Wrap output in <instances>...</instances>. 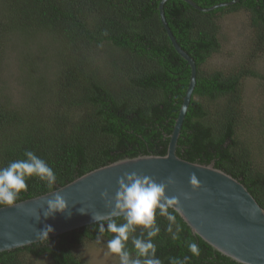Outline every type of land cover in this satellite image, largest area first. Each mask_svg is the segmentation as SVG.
<instances>
[{
    "label": "trees",
    "instance_id": "16d2710c",
    "mask_svg": "<svg viewBox=\"0 0 264 264\" xmlns=\"http://www.w3.org/2000/svg\"><path fill=\"white\" fill-rule=\"evenodd\" d=\"M190 1L197 9L181 0H167L162 8L177 45L196 67L175 154L190 163H213L237 179L264 210V153L256 154L242 133L250 120L245 92L252 79L258 118L250 129L253 141L264 143V72L255 67L264 58V0H237L213 10L232 0ZM160 2L0 0V66L12 37L28 41L46 35L56 49L55 63L41 70L37 61L49 60L42 50L36 59L21 55L23 68H30L22 77L31 92L26 101L22 94L16 100L0 89V167L25 159L24 152L31 150L57 177L51 189L35 176L28 178L27 191L16 203L122 159L166 154L190 69L162 26ZM240 11L248 18L245 54L230 65L212 63L221 51V18ZM177 221L182 230L173 239L166 231L168 221L157 216L161 231L153 242L163 264L185 257V264H236L193 236L179 216ZM97 227L1 252L0 264H28V257H45L51 264H84L75 249L87 241L107 243L114 235L105 232L98 238ZM139 232L138 228L136 235ZM192 241L199 256L188 251ZM128 246L132 248L130 241Z\"/></svg>",
    "mask_w": 264,
    "mask_h": 264
},
{
    "label": "water",
    "instance_id": "95a60500",
    "mask_svg": "<svg viewBox=\"0 0 264 264\" xmlns=\"http://www.w3.org/2000/svg\"><path fill=\"white\" fill-rule=\"evenodd\" d=\"M166 1L161 0L159 4L162 26L173 48L190 69L188 86L168 137L166 154L122 159L86 173L53 192L0 208V253L47 240V237L38 239L37 234L47 226L53 229L48 234L51 239L96 224L93 214L110 212L100 194L107 190L109 196L114 197L118 179L126 172H136L152 177L157 183L166 182L169 176L174 177L176 183L168 186L166 195L180 198L184 215L179 218L193 236L200 238L214 252L236 264H264V210L237 179L214 168L213 163H190L175 154L181 124L195 85L196 67L179 48L165 23L162 8ZM181 1L197 9L190 0ZM193 173L198 180L196 186L189 182ZM181 193H190L191 198L186 200ZM56 194L65 199L67 208L63 213L45 217L47 200Z\"/></svg>",
    "mask_w": 264,
    "mask_h": 264
},
{
    "label": "clouds",
    "instance_id": "9594fccd",
    "mask_svg": "<svg viewBox=\"0 0 264 264\" xmlns=\"http://www.w3.org/2000/svg\"><path fill=\"white\" fill-rule=\"evenodd\" d=\"M25 159L13 160L7 166L0 167V206H13L19 199L21 192L27 191V179L33 176L46 183L49 189L56 183V174L53 168L33 151L24 152ZM190 184L198 185V180L193 173ZM118 190L114 197H110L107 190L103 191L101 199L105 201V207L110 212L93 214L98 230V238L105 232L114 234L107 241V254H115L119 258V264H163L157 257V247L153 242L161 229L157 224V216L164 217L167 221L166 231L173 239L178 238L181 226L177 217H183L184 211L177 196L168 197L166 190L169 185L176 183L173 176L159 183L152 177L139 175L136 172L124 173L118 181ZM184 199H190V193H181ZM67 208L65 199L56 194L47 200L45 217L52 216L56 212L63 213ZM81 212H84L80 209ZM39 220V219H38ZM122 222H118L121 221ZM105 225L107 226L105 228ZM139 235H136L137 229ZM175 229V230H174ZM51 226L37 233L38 239L47 237L52 232ZM11 239V235L8 236ZM131 242L132 248L128 246ZM188 251L193 256H199L198 245L192 241L187 244ZM188 258L183 260L169 258V264H185Z\"/></svg>",
    "mask_w": 264,
    "mask_h": 264
},
{
    "label": "rangeland",
    "instance_id": "374dc122",
    "mask_svg": "<svg viewBox=\"0 0 264 264\" xmlns=\"http://www.w3.org/2000/svg\"><path fill=\"white\" fill-rule=\"evenodd\" d=\"M249 37L248 18L246 13L237 12L225 15L220 20V54L214 55L211 59L215 64H226L238 62L240 57L245 54L247 47V38ZM42 50L45 57L49 58L47 61L38 60L35 64L40 67L51 68L55 63L53 40L46 35L33 36V40L25 41L22 38L12 37L5 48L3 53V64L0 66V89L2 92L9 94L12 98L18 100L19 96L23 95V101L29 98L31 94L29 88L25 83H22V77L25 76L30 68H23L22 56L24 53L36 59L38 51ZM231 55L233 58L229 56ZM24 58V57H23ZM256 69L264 72V58L258 59L255 65ZM39 76V73L38 75ZM257 87L256 82L249 79L246 83V98L245 107L246 114H249L250 120L246 122L245 130L242 132L251 142L254 152L257 154L264 153V143L253 141V132L250 129L252 120L258 118L257 109ZM22 101V99L20 98ZM107 243L87 241L80 247L74 250L75 256L80 259L84 264H119V258L115 254H107ZM28 264H51L49 259L45 257L40 258H27Z\"/></svg>",
    "mask_w": 264,
    "mask_h": 264
}]
</instances>
